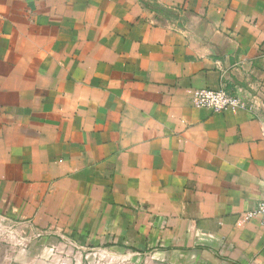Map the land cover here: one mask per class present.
<instances>
[{
  "label": "crops",
  "instance_id": "1",
  "mask_svg": "<svg viewBox=\"0 0 264 264\" xmlns=\"http://www.w3.org/2000/svg\"><path fill=\"white\" fill-rule=\"evenodd\" d=\"M257 115L264 0H0V264H264Z\"/></svg>",
  "mask_w": 264,
  "mask_h": 264
},
{
  "label": "built area",
  "instance_id": "2",
  "mask_svg": "<svg viewBox=\"0 0 264 264\" xmlns=\"http://www.w3.org/2000/svg\"><path fill=\"white\" fill-rule=\"evenodd\" d=\"M191 103L196 108H207L213 112H221L228 109H244L256 113L258 103L246 101L236 94L229 92L225 85L216 89L199 88L192 92ZM261 124V136L264 139V118L259 117ZM246 219L256 218L264 226V198L259 200L251 209L244 212Z\"/></svg>",
  "mask_w": 264,
  "mask_h": 264
}]
</instances>
